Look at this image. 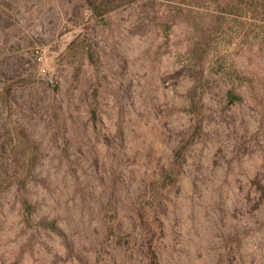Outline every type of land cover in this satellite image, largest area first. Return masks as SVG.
Instances as JSON below:
<instances>
[{
	"label": "rangeland",
	"instance_id": "rangeland-1",
	"mask_svg": "<svg viewBox=\"0 0 264 264\" xmlns=\"http://www.w3.org/2000/svg\"><path fill=\"white\" fill-rule=\"evenodd\" d=\"M93 1L0 0V264H264V0Z\"/></svg>",
	"mask_w": 264,
	"mask_h": 264
},
{
	"label": "trees",
	"instance_id": "trees-1",
	"mask_svg": "<svg viewBox=\"0 0 264 264\" xmlns=\"http://www.w3.org/2000/svg\"><path fill=\"white\" fill-rule=\"evenodd\" d=\"M115 1H117V0H107L106 3H108V2L114 3ZM118 1H120V3L123 5L126 3L133 2L134 0H118ZM84 2L87 4L88 8H90V9H94L96 6V2L93 0H84ZM248 13L251 16H257L256 14L259 13V10L257 7H255V8L248 10ZM178 167L179 166H177V168ZM177 168L175 167V169H177ZM172 174L176 175V172L167 171L165 178H171ZM152 198H153V195L150 194V199H152ZM134 216H135L136 221H138V225H140L143 228L144 233L150 232L153 229L161 228V225H160L161 223H160L159 216H158L157 212L152 210V209H147L143 202H140L138 204V206L135 210ZM115 225H116V227L112 225V228L114 227V228L119 229L121 227V225H119V222H118V225L117 224H115Z\"/></svg>",
	"mask_w": 264,
	"mask_h": 264
}]
</instances>
